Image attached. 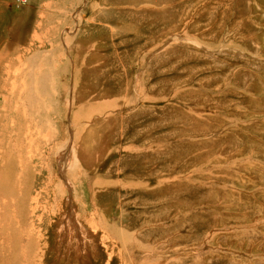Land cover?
I'll use <instances>...</instances> for the list:
<instances>
[{"label": "rangeland", "instance_id": "374dc122", "mask_svg": "<svg viewBox=\"0 0 264 264\" xmlns=\"http://www.w3.org/2000/svg\"><path fill=\"white\" fill-rule=\"evenodd\" d=\"M0 264H264V0H0Z\"/></svg>", "mask_w": 264, "mask_h": 264}, {"label": "built area", "instance_id": "2783aa9c", "mask_svg": "<svg viewBox=\"0 0 264 264\" xmlns=\"http://www.w3.org/2000/svg\"><path fill=\"white\" fill-rule=\"evenodd\" d=\"M15 1H17V2H22V1H25V0H15Z\"/></svg>", "mask_w": 264, "mask_h": 264}]
</instances>
